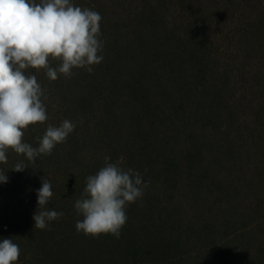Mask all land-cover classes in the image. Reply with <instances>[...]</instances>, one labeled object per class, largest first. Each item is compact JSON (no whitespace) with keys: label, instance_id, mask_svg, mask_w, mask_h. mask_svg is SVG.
I'll return each instance as SVG.
<instances>
[{"label":"trees","instance_id":"obj_1","mask_svg":"<svg viewBox=\"0 0 264 264\" xmlns=\"http://www.w3.org/2000/svg\"><path fill=\"white\" fill-rule=\"evenodd\" d=\"M72 2L102 16L104 59L56 81L26 70L48 120L24 142L38 147L65 119L76 128L34 163L11 149L0 163V241L19 245L16 264H264V0ZM106 156L148 184L119 239L75 228ZM42 177L45 208L63 213L43 230Z\"/></svg>","mask_w":264,"mask_h":264},{"label":"clouds","instance_id":"obj_2","mask_svg":"<svg viewBox=\"0 0 264 264\" xmlns=\"http://www.w3.org/2000/svg\"><path fill=\"white\" fill-rule=\"evenodd\" d=\"M101 21L99 12L76 6L72 0H0V163H7L9 149L34 163L40 155H51L74 131L76 123L65 119L58 127H47L38 147L24 142L30 125L48 120L44 90L26 70H44L50 81L60 75L71 78L73 69L91 73L104 59ZM50 58L59 60V65L51 66ZM110 159L106 156L104 166L87 177L85 195L74 205L83 217L76 221L77 232L93 238L110 234L119 239L128 220L127 207L141 200L148 187L139 171L124 169ZM26 168L19 162L13 171ZM41 180L33 220L35 228L43 230L63 213L45 208L54 193L50 181ZM0 183H7L3 172ZM20 253L11 238L0 241V264H16Z\"/></svg>","mask_w":264,"mask_h":264}]
</instances>
